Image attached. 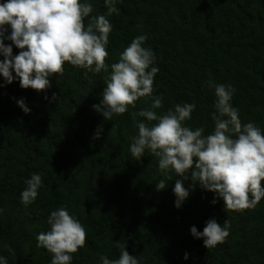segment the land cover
<instances>
[{
    "label": "trees",
    "instance_id": "16d2710c",
    "mask_svg": "<svg viewBox=\"0 0 264 264\" xmlns=\"http://www.w3.org/2000/svg\"><path fill=\"white\" fill-rule=\"evenodd\" d=\"M81 2L93 5L90 17L104 14L113 26L109 65L134 37L147 34L143 46L154 51L153 66L159 68L153 96H163L158 115L178 103H195L185 124L211 134L212 81L232 85L231 103L242 123L254 122L264 132V0H118L119 13L111 16L105 0ZM19 51L13 45V55ZM86 71L65 62L64 73L49 76L51 86L39 92L20 87L18 78L5 85L0 75V256L8 264H50L52 254L37 247L36 237L50 230V213L65 207L87 233L72 264L118 259L117 242L140 264H264V198L255 209L228 210L222 198L212 204L215 193L197 184L177 208L173 188L181 177L162 172L149 150L139 161L130 153L137 122L157 123L138 115L151 107L152 97L105 120L93 105L102 100L108 73ZM19 99L31 109L28 114ZM33 173L41 176L42 187L25 206L21 192ZM161 179L167 186L157 191ZM212 218L221 225L229 219L231 227L222 244L208 249L190 228L202 232Z\"/></svg>",
    "mask_w": 264,
    "mask_h": 264
},
{
    "label": "clouds",
    "instance_id": "9594fccd",
    "mask_svg": "<svg viewBox=\"0 0 264 264\" xmlns=\"http://www.w3.org/2000/svg\"><path fill=\"white\" fill-rule=\"evenodd\" d=\"M118 0H105L107 16L119 13ZM93 5L81 0H7L0 3V75L4 84L19 79L20 87L36 91L51 86L49 76L63 74L65 62L86 69L87 72L108 73L106 87L100 104L93 108L105 120L114 115H122L128 107H135L141 97H152L149 109L138 115L147 121H157L149 126L137 122L138 135L133 137L130 153L139 161L149 150L159 158V168L167 174L175 172L173 192L175 206L181 207L189 197L190 189L197 184L206 191L215 193L211 201L222 198L224 207L233 211L255 209L264 198V132L254 122L242 123L239 109L231 103L235 88L228 84L208 82L214 88L215 111L211 114L214 131L204 135V128L193 130L185 122L192 118L195 103L176 104L160 115L155 111L163 107V96H153L154 78L159 68L153 66L156 56L151 48L143 45L147 34L134 37L120 54L119 61L109 65L107 45L113 26L106 15L91 16ZM90 17V18H89ZM88 19L85 25V19ZM11 29L10 34H7ZM10 40L11 44H5ZM13 45L20 49L13 55ZM109 68L111 71L109 72ZM13 70L15 76L13 75ZM4 85H0L3 87ZM55 98V94H53ZM17 104L28 114L31 109L24 99ZM135 119L137 113H133ZM98 128L95 138L100 137ZM172 179L171 176L167 177ZM191 181L186 188L185 182ZM28 187L21 192V203L31 204L42 187V178L33 173L26 181ZM161 179L156 183L157 191L166 188ZM2 211V209H0ZM50 230L40 232L37 247H44L52 254L50 264H72L73 255L85 246L86 230L81 222L65 207L53 210L47 217ZM231 222L223 225L215 218L209 219L203 231L196 226L190 228L195 238H203L208 249L222 244L229 236ZM120 249L118 259L101 256V264H140L139 258L126 249V245H116ZM186 252L184 259H188ZM0 264H8L0 256Z\"/></svg>",
    "mask_w": 264,
    "mask_h": 264
}]
</instances>
